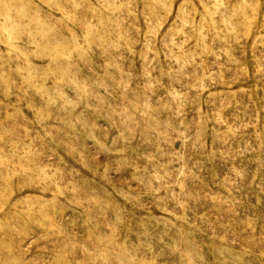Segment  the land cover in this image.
<instances>
[{
  "label": "rangeland",
  "instance_id": "rangeland-1",
  "mask_svg": "<svg viewBox=\"0 0 264 264\" xmlns=\"http://www.w3.org/2000/svg\"><path fill=\"white\" fill-rule=\"evenodd\" d=\"M0 264H264V0H0Z\"/></svg>",
  "mask_w": 264,
  "mask_h": 264
}]
</instances>
